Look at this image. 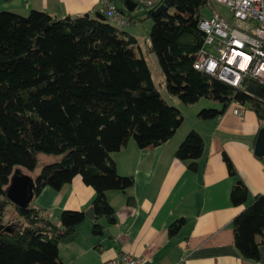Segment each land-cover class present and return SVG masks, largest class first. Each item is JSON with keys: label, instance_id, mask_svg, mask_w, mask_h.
Instances as JSON below:
<instances>
[{"label": "trees", "instance_id": "16d2710c", "mask_svg": "<svg viewBox=\"0 0 264 264\" xmlns=\"http://www.w3.org/2000/svg\"><path fill=\"white\" fill-rule=\"evenodd\" d=\"M207 2L168 0L159 11L165 3L159 0L145 7L146 17L153 19L147 48L158 57L165 88L184 105L203 98L221 104V110H201L200 119H214L239 102L264 121L263 85L248 79L241 90L194 67L204 44L199 22ZM133 11L127 13L132 20ZM38 37H43L39 47ZM183 120L181 111L161 97L138 40L107 19L1 11L0 264H64L60 240L76 236L86 221L84 211L64 210L58 226L42 210L9 201L5 192L15 167L33 172L38 152L60 156L35 178L34 196L45 187L60 190L81 176L95 190L91 207L96 219L105 217L114 224L115 210L107 192H126L134 177L119 175L111 154L131 139L140 149L159 146L174 136ZM204 152V139L193 129L175 156L198 172ZM224 161L235 176L226 154ZM248 196V187L238 179L231 191L232 204H246ZM183 224L184 219L175 221L168 234L175 235ZM233 226L240 255L258 261L264 243V194L255 196ZM92 233L101 236L104 227L95 222Z\"/></svg>", "mask_w": 264, "mask_h": 264}, {"label": "crops", "instance_id": "0c3cea01", "mask_svg": "<svg viewBox=\"0 0 264 264\" xmlns=\"http://www.w3.org/2000/svg\"><path fill=\"white\" fill-rule=\"evenodd\" d=\"M32 10L45 11L58 19L105 13L103 0H0V12L26 15ZM180 111L183 123L167 142L140 149L131 139L111 154L119 175L134 177V185L126 192H107L115 210L114 224L105 217L97 220L86 216L75 238L59 243L64 264H103L124 253L144 259L145 264H264V243L258 261L244 259L236 248L233 226L234 218L255 196L264 194V158L254 154L264 121L249 107L242 118L229 106L223 114L208 120L198 117L199 110L190 116ZM193 129L205 144L198 172L189 170L175 156ZM224 154L232 161L235 176L230 174ZM12 175H28L33 181L36 178L25 168L13 169ZM238 179L248 187L249 196L246 204L234 206L231 191ZM94 195L95 190L76 176L60 190L45 187L30 205L60 226L64 210L86 214L92 209ZM180 219L184 224L170 236V225ZM95 222L104 227L103 235L92 233Z\"/></svg>", "mask_w": 264, "mask_h": 264}, {"label": "built area", "instance_id": "2783aa9c", "mask_svg": "<svg viewBox=\"0 0 264 264\" xmlns=\"http://www.w3.org/2000/svg\"><path fill=\"white\" fill-rule=\"evenodd\" d=\"M132 1L153 7L159 0ZM215 4L226 6L230 19ZM103 6L110 23L122 27L134 22L116 0H103ZM206 7L211 16H202L199 22L205 39L195 59V69L241 90L248 79L264 86V0H208ZM230 108L240 118L247 111V106L239 102H233ZM103 264H145V260L124 253Z\"/></svg>", "mask_w": 264, "mask_h": 264}, {"label": "rangeland", "instance_id": "374dc122", "mask_svg": "<svg viewBox=\"0 0 264 264\" xmlns=\"http://www.w3.org/2000/svg\"><path fill=\"white\" fill-rule=\"evenodd\" d=\"M116 1H117L118 5L122 8V10L127 11V13L131 12L127 9L126 4H125V0H116ZM215 7L227 19H230L229 9L226 6L220 5V4H215ZM146 10H147V8L140 6V5H137V9L131 13V15L133 17H135L136 20L134 19V22H131L130 24L122 26L120 28L122 30H125L126 32H128L129 34H131L132 36H134L138 40V45L142 47L141 49L147 58L149 69L151 71L153 81H154L157 89L159 90L161 97L168 104L178 108L179 110H184V112L187 116H190L191 114H196L197 110H199L198 112H200L203 109L222 108L221 104L219 102L214 101V100H210V99H205V98L201 99L197 104L195 103L193 105H184L177 97L172 96L167 92V90L165 88V76H164V74L160 73L156 69V67L154 66V64L151 62V60L149 58L150 54L148 52L147 47L150 43L149 34H150L152 26H153V19L146 17V14H145ZM28 14L23 15V16H27ZM203 16H204V18H209L211 16V10L208 7L204 8ZM186 109H188V110H186ZM60 159H61V157L58 155L38 152L37 153V167L32 172V175L34 177H37L45 165L59 162ZM17 168L24 169L23 167L17 166L14 168V172ZM5 220L7 221V218Z\"/></svg>", "mask_w": 264, "mask_h": 264}, {"label": "water", "instance_id": "95a60500", "mask_svg": "<svg viewBox=\"0 0 264 264\" xmlns=\"http://www.w3.org/2000/svg\"><path fill=\"white\" fill-rule=\"evenodd\" d=\"M167 3L168 0H165V3L160 7L159 11L162 10L165 7V4ZM125 4L129 11H133L136 7V3L132 0H125ZM97 17L100 20H106V17L102 14H97ZM69 18L70 17H66V19ZM42 42L43 37H38L36 40V46H41ZM149 58L156 67V69H160V64L157 55L155 53H151L149 55ZM254 154L259 158H264V127H262L258 132L254 146ZM5 193L8 200L11 201L13 204L21 208H26L30 205L34 197V181L28 175H12ZM86 216L90 219L96 218L93 209L86 211ZM74 238L75 236H70L68 238L61 239L60 242L68 243Z\"/></svg>", "mask_w": 264, "mask_h": 264}]
</instances>
